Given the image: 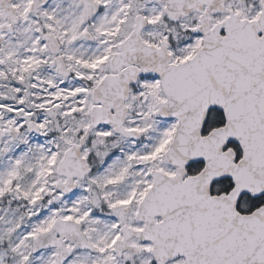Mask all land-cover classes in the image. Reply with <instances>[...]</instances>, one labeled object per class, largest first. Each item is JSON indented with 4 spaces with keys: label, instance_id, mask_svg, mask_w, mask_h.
Returning <instances> with one entry per match:
<instances>
[{
    "label": "snow or ice",
    "instance_id": "6c2138e0",
    "mask_svg": "<svg viewBox=\"0 0 264 264\" xmlns=\"http://www.w3.org/2000/svg\"><path fill=\"white\" fill-rule=\"evenodd\" d=\"M0 264H264V0H0Z\"/></svg>",
    "mask_w": 264,
    "mask_h": 264
}]
</instances>
